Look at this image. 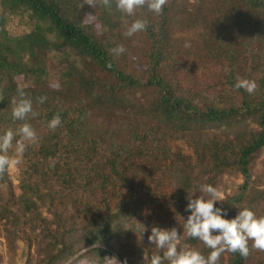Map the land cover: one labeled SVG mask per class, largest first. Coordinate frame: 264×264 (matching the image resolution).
I'll return each instance as SVG.
<instances>
[{"label": "trees", "instance_id": "trees-1", "mask_svg": "<svg viewBox=\"0 0 264 264\" xmlns=\"http://www.w3.org/2000/svg\"><path fill=\"white\" fill-rule=\"evenodd\" d=\"M214 1L193 7L167 0L162 14L144 7L129 16L115 0H98L101 33L84 22L92 9L85 0L8 1L10 13L28 15L36 27L7 35L0 15V134L14 133L11 158L22 124L38 136L18 157L21 193L9 169L0 178V236L11 264L20 240L36 248L28 264H65L76 245L102 256L95 245L116 239L127 252L126 231L149 258L162 255L148 241L152 226L175 228L181 247L207 256L211 250L183 232L186 198L201 195L205 184L220 193L226 175L243 182L215 203L225 218L245 208L264 216V0ZM179 13L199 25L197 46L171 43ZM134 16L147 27L127 37ZM139 33L149 45L142 56L131 52ZM117 45L126 49L119 56L110 52ZM205 57L222 67L227 87L220 94L180 86V68ZM237 78L255 81L256 91L236 89ZM19 90L31 98L35 118H13ZM57 113L61 124L52 131ZM251 245L246 258L224 252L219 264H264V252Z\"/></svg>", "mask_w": 264, "mask_h": 264}, {"label": "clouds", "instance_id": "clouds-1", "mask_svg": "<svg viewBox=\"0 0 264 264\" xmlns=\"http://www.w3.org/2000/svg\"><path fill=\"white\" fill-rule=\"evenodd\" d=\"M106 6H110L111 0H102ZM167 0H115V6L120 12L129 16L134 15L138 8L146 7L148 11L156 14H162L163 6ZM87 5L95 7V0H87ZM147 21L136 19L127 28L125 36L131 37L133 34L145 31ZM187 46V45H186ZM126 51L123 45H117L110 49V52L116 56ZM109 63L107 67H111ZM236 89H244L252 94L257 89V84L253 80L237 78L235 84ZM20 99L14 101L15 107L12 109V116L17 120H24L26 116L31 114L33 118L38 113L33 111L31 98H25L23 90H19ZM47 97H38L39 103H44ZM61 124V117L57 113L48 122V128L55 131ZM18 133L20 139L16 141L15 157L8 156V151L13 147L14 133L7 130L4 134H0V178L3 177L7 169L14 165H18L26 150L27 143L35 144L38 142V136L33 127L28 124H22ZM27 142V143H26ZM54 166V161L49 158ZM201 195L194 197V193L187 196V206L185 211L190 212L184 226L183 232L189 238L201 241L204 246L210 249V253L205 256L200 251L180 246V236L175 228L164 229L158 226L151 227V234L148 241L162 252V255L153 254L151 258L145 251L143 260L145 264H219L220 257L224 252L239 253L242 257L249 255V241H252L253 249L264 252V216H256L251 210L245 208L239 210L233 219H226V210L215 207L220 199L217 188L210 184L200 186ZM144 232L147 230L142 223H139ZM216 233V234H214ZM100 246L99 244L96 247ZM104 264H122L115 256L103 257ZM127 264V259L123 261Z\"/></svg>", "mask_w": 264, "mask_h": 264}, {"label": "rangeland", "instance_id": "rangeland-1", "mask_svg": "<svg viewBox=\"0 0 264 264\" xmlns=\"http://www.w3.org/2000/svg\"><path fill=\"white\" fill-rule=\"evenodd\" d=\"M9 0H0V15L4 17L5 20V28L7 30V35H14V34H22L25 32H29L33 29H35L36 24L30 23L28 24L26 21L28 19V15H24L22 17H17L15 14L10 13L9 10ZM87 3V0H85ZM96 6L92 9H87L84 13V22L86 24H95L97 27L98 33L103 32L101 23L98 21V18L94 12V8L97 9L98 5L96 3ZM184 1L185 4L193 5H208L213 2L214 0H181V3ZM192 7V8H193ZM175 9H178V11H183L182 5L177 6ZM178 22H174L173 24V36L174 38H171V43H179L183 45L185 42L192 41L194 42V45H198L199 41V25L193 22H189L190 17L188 15H184L182 13L178 14ZM136 19L137 18L134 16ZM155 18V17H154ZM131 21L129 19H126V25L129 24L128 21ZM146 20V19H145ZM56 36L53 35V40H56ZM144 35L141 36V33L137 37H135L136 42L134 43V46L131 48V52L133 54H138V56H142L143 52L149 51V45L144 40ZM169 47V46H168ZM58 50V49H57ZM54 50L52 52L48 53V56L52 58L56 51ZM143 58V57H141ZM134 59H138L137 57H134ZM50 61L53 62V59ZM50 62L51 64H54ZM191 62L188 61V64ZM178 81L180 83V86H182L184 89H190L196 92H202L207 91L208 95H217L220 94L227 86L224 84L223 79V71L222 67L220 65L214 64L210 59L204 58L203 64H198L197 66H188L184 65L183 68H180L178 71ZM51 84H54L51 82ZM10 174L13 178L14 184L16 185L17 194L19 195L21 193L19 189V170L16 167V165L9 168ZM242 179L240 177H233L226 175L223 179V183L221 186V192L220 198L224 199L226 197V193H231L232 190L240 183H242ZM169 187V186H168ZM154 206V207H153ZM148 207L154 208V212L158 211V207L155 203H149ZM157 210V211H156ZM129 226L126 228L128 229ZM82 235V233H81ZM80 235V236H81ZM123 235H125V240L130 243L129 250L126 252L125 249L122 247V243L120 244L116 239H111L109 242L105 241L102 244H99L100 246L95 247L100 248L101 250H104L105 253L102 254L101 252L97 251L93 247H89L86 249H81L78 245L75 246V249L78 251L69 258V260L65 264H104L103 257L105 256H112L115 255L123 264V261L125 258L127 259V264H145L143 260V255L145 253L143 247L141 244L137 242L136 239L129 236L128 231L124 232ZM78 237V236H76ZM98 245V244H97ZM127 246V245H126ZM30 252L32 255L36 254V248L32 247L29 248L28 245L25 244L24 241L20 240L18 241V249L17 253L15 254V260L13 264H28L30 255L28 254ZM35 252V253H34ZM0 254L4 256L5 262L3 264H11L10 258L8 255V249L6 245V240L4 237L0 236Z\"/></svg>", "mask_w": 264, "mask_h": 264}]
</instances>
